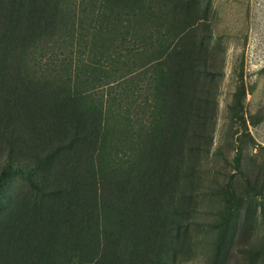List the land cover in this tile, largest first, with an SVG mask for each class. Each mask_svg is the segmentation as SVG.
<instances>
[{"label":"rangeland","instance_id":"374dc122","mask_svg":"<svg viewBox=\"0 0 264 264\" xmlns=\"http://www.w3.org/2000/svg\"><path fill=\"white\" fill-rule=\"evenodd\" d=\"M45 1L0 0V264H264V0ZM92 66L139 74L129 125Z\"/></svg>","mask_w":264,"mask_h":264},{"label":"trees","instance_id":"16d2710c","mask_svg":"<svg viewBox=\"0 0 264 264\" xmlns=\"http://www.w3.org/2000/svg\"><path fill=\"white\" fill-rule=\"evenodd\" d=\"M31 1L33 0H29V3H31ZM43 1L46 2L45 0ZM47 1L50 2V0ZM62 3L64 6L63 8L58 9L51 6L52 11L48 14V16H51V21H54V18L58 19L59 17V20L62 22L65 30H83L84 24L89 27V30H98L99 32L108 27L111 11L108 5H106L105 0H62ZM76 7L78 10L77 14H75L72 10ZM26 32H29V30L27 29ZM28 63V67L33 73L39 70L40 66L36 63V61H34V59L29 60ZM42 66L45 71L50 69L48 65ZM67 69L68 67L63 69V71L65 72ZM63 71H57L54 77H56V79H60L64 75ZM99 72V69L92 66L91 72L88 73V79L83 82L85 85L90 84L92 86L89 96L93 100L97 101L100 106L105 104L106 110L115 116V122L119 126L129 125L131 111L135 103L133 95H135L136 91L134 89L139 74L133 73L128 76L113 77L112 74L115 72H111V74L103 78L105 79L103 84L98 86L97 83L99 79L97 80V73ZM80 75L83 74L80 73ZM260 217L261 220L263 219L262 236L264 240V212H262Z\"/></svg>","mask_w":264,"mask_h":264}]
</instances>
